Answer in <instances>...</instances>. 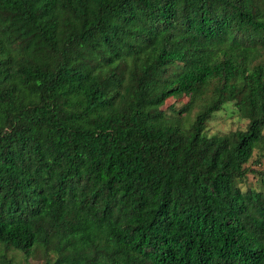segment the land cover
<instances>
[{"label":"trees","instance_id":"1","mask_svg":"<svg viewBox=\"0 0 264 264\" xmlns=\"http://www.w3.org/2000/svg\"><path fill=\"white\" fill-rule=\"evenodd\" d=\"M256 151L264 0H0V264H264Z\"/></svg>","mask_w":264,"mask_h":264},{"label":"rangeland","instance_id":"2","mask_svg":"<svg viewBox=\"0 0 264 264\" xmlns=\"http://www.w3.org/2000/svg\"><path fill=\"white\" fill-rule=\"evenodd\" d=\"M188 99L189 96L187 95L172 97L163 105L167 116L175 118L182 117L185 119L184 127H188V125L194 121L195 115L198 111V108H195L189 114H179V109H181ZM247 124L248 121L239 115L234 103H228L223 110L214 114L208 122L207 129L209 134H223L237 129H245ZM247 166L250 171L247 175L246 182L244 183V188L249 185L259 187L261 185V179L264 178V153L256 151ZM8 254L9 257L14 259L13 264H44L42 253L38 250L29 259L26 258V255L22 251L14 249L10 250Z\"/></svg>","mask_w":264,"mask_h":264}]
</instances>
